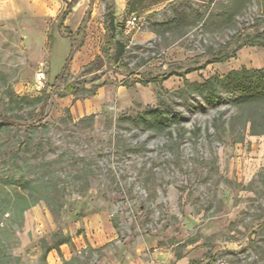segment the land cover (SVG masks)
Returning a JSON list of instances; mask_svg holds the SVG:
<instances>
[{
    "label": "rangeland",
    "instance_id": "374dc122",
    "mask_svg": "<svg viewBox=\"0 0 264 264\" xmlns=\"http://www.w3.org/2000/svg\"><path fill=\"white\" fill-rule=\"evenodd\" d=\"M55 1L57 15L26 0L0 15V264H264V135L187 85L264 67V46L236 41L264 31L260 1L164 0L116 30L112 60L106 0L64 22ZM234 35L236 56L216 61ZM149 106L178 120L155 133L126 119Z\"/></svg>",
    "mask_w": 264,
    "mask_h": 264
},
{
    "label": "trees",
    "instance_id": "16d2710c",
    "mask_svg": "<svg viewBox=\"0 0 264 264\" xmlns=\"http://www.w3.org/2000/svg\"><path fill=\"white\" fill-rule=\"evenodd\" d=\"M78 0H71L67 2V7L62 15V22L65 21L67 15L72 11L73 6ZM164 0H127L126 11L132 15L137 14V11L144 10L150 6L160 3ZM260 4L264 8V0H259ZM93 0L90 1L92 3ZM91 14V9L86 11V17L83 22L87 20ZM125 22H119L116 18V3L115 0H106L105 14H104V25L106 27L107 36L104 46V55L107 59L112 60L110 53L111 47L116 43V30H121L125 27ZM173 22H162L155 24L154 28L170 30ZM84 24L80 25L78 32L83 31ZM66 31L69 36L71 35V29L66 26ZM237 35H234L228 42L222 44L218 50L220 56L216 61H225L230 57H235L236 52L231 54L223 52L224 49L230 46L231 41L235 40ZM244 41L239 44L238 49L245 46H264V31L254 36H247L246 38H237L236 41ZM125 51V45L119 44L120 56ZM187 85L194 91L198 92L206 101H218L224 94L225 97L229 98V102L232 106L236 107L238 113L232 119L239 120L242 123L243 129L246 131L249 129L251 135H264V67L261 68H249L246 66L240 69H232L228 73L220 75L215 74L203 82L199 81H188ZM75 83H69L65 89L64 94L74 93L77 91ZM95 92V90H94ZM93 92V94H94ZM126 119H130L137 125L141 126L145 130H152L155 133H161L166 128L171 126V123L178 120L176 113L170 114L162 106L147 107L136 116H126ZM63 242H59L58 246Z\"/></svg>",
    "mask_w": 264,
    "mask_h": 264
},
{
    "label": "crops",
    "instance_id": "0c3cea01",
    "mask_svg": "<svg viewBox=\"0 0 264 264\" xmlns=\"http://www.w3.org/2000/svg\"><path fill=\"white\" fill-rule=\"evenodd\" d=\"M1 1H2V3L0 4V15L1 16H10L12 15V13L17 12L18 10L17 0H1ZM26 1L28 3L27 9L29 13H32V14L33 13H47L51 15L56 12V15L58 14V9H57V4H56L57 2L55 0H26ZM70 1L71 0H66L65 1L66 5H67V2H70ZM52 2H53V5H52ZM115 3H116V8H117V14L122 15L123 11L126 10L127 0H115ZM73 8H72V11H73ZM72 11L70 13H72ZM53 261H56L57 264H64L59 258H55L54 256H53V259L50 261V264H53Z\"/></svg>",
    "mask_w": 264,
    "mask_h": 264
},
{
    "label": "built area",
    "instance_id": "2783aa9c",
    "mask_svg": "<svg viewBox=\"0 0 264 264\" xmlns=\"http://www.w3.org/2000/svg\"><path fill=\"white\" fill-rule=\"evenodd\" d=\"M144 18L143 16L137 15V14H132L129 16V18L126 21L125 24V28L127 29V31H131L133 29L138 28L141 24H143ZM45 79V73L44 72H40L38 74V81L40 82V84L43 83ZM153 264H164L162 262H154Z\"/></svg>",
    "mask_w": 264,
    "mask_h": 264
}]
</instances>
